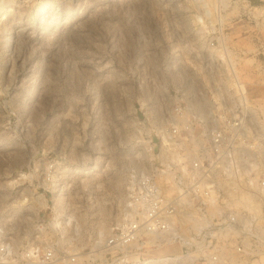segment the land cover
<instances>
[{"label": "rangeland", "instance_id": "1", "mask_svg": "<svg viewBox=\"0 0 264 264\" xmlns=\"http://www.w3.org/2000/svg\"><path fill=\"white\" fill-rule=\"evenodd\" d=\"M223 56L264 146V0H0V223L13 243L59 247V198L62 217L102 199L116 214L134 176L162 161L161 125L177 100L240 96ZM260 205L238 264H264ZM71 235L55 264H108L89 235ZM171 243L150 259L181 254Z\"/></svg>", "mask_w": 264, "mask_h": 264}, {"label": "built area", "instance_id": "2", "mask_svg": "<svg viewBox=\"0 0 264 264\" xmlns=\"http://www.w3.org/2000/svg\"><path fill=\"white\" fill-rule=\"evenodd\" d=\"M205 97L213 106L207 103L201 110L193 98L181 97L165 115L160 134L169 142H186L178 147L180 158L169 163L162 160L134 176L123 205L128 213L97 243L94 256L102 255L108 264L110 260L111 264H148L149 251L157 249L159 242L169 245L172 240L181 246V254L195 252L187 264L245 261L242 255L252 247L249 240L258 224L252 213L234 209L225 196L227 183L248 181L251 190H264V156L260 154L264 146L253 138L258 132L257 116L239 96L230 99L220 94L218 101L214 94ZM209 205L218 207V212L212 213ZM185 216L194 217L200 226L186 230ZM37 229L40 233V226ZM227 229L231 231L228 238ZM14 237L0 223V264L58 262V253L40 238L16 249ZM227 243L239 257L220 252Z\"/></svg>", "mask_w": 264, "mask_h": 264}, {"label": "bare ground", "instance_id": "3", "mask_svg": "<svg viewBox=\"0 0 264 264\" xmlns=\"http://www.w3.org/2000/svg\"><path fill=\"white\" fill-rule=\"evenodd\" d=\"M223 57L225 59L226 64L232 70V73H233L232 75L235 76V82L232 83V85H235L237 87L236 92L240 94L239 99L246 100V102L249 105L248 98L245 95V92L241 85L242 83L239 82L238 76L237 74H235L236 70L234 68V63L232 62V59H230L231 57L230 58L229 57L226 58L225 56ZM214 97L218 101V98H219L218 94L215 93ZM234 97H237V95L234 94ZM205 101H206L205 104L202 102V106L197 104L198 108L200 107L201 110L202 109L204 110L207 103H209L207 102V99ZM209 104L210 106H213V104L211 103ZM192 140H194L193 137H192ZM180 145L186 146V142L184 141L169 142L167 137L163 135V146L164 147H163L162 153L160 152L161 153L160 157L162 158V160L168 163L170 161L178 160L180 158L179 149H178ZM262 148L260 149V154L264 156V149ZM189 151L192 152L193 150L189 148ZM249 155L252 156L253 154H249ZM254 166H257L256 162H254ZM138 167L140 168V166ZM144 172H146V170L143 169L141 173H144ZM237 183L238 182L226 184L228 186L226 187L228 196H225V199L228 200V204L234 209H245L248 212L252 213V215H260V213L262 212L260 204H261V201L264 202V190H259V191L251 190L248 187V185L250 186V184H248V181L244 182L243 184H237ZM64 202L65 201L63 200V198H59L57 200L56 216L53 221V225L55 227H58V230L60 231V238H57L58 241H56V244L59 247L55 248L54 247L55 243H48L53 248L56 254H57V248L64 247L68 243L72 242L73 240L72 238L73 235H71L72 233H74V235L76 236L75 240L76 241L78 240L77 243L82 242L84 239V236L86 235L85 230H91L90 235L88 232L86 236L89 235L88 240L91 242L94 248L95 246L98 245L97 243L99 241L105 240L106 238L105 236L111 233L112 224L114 222L118 223L121 220L122 216H124L125 213H128V210L124 209L125 207L123 205H120V207L118 208V212L114 214L112 206H110V203H108L106 199H102V200H99L97 203L91 202L90 206L87 209H83L81 206L75 205L74 208H71V211L67 214V216L62 217L60 213L64 209ZM211 207L212 205L208 206V208H211ZM211 212L217 213L218 207L216 206L212 207ZM22 221L24 222V218L17 219L16 221L12 223V225L13 226L15 225L14 228L16 227L19 228V226L23 225ZM182 223L185 224L187 230L190 228L199 227L201 224L199 221L195 220L194 217L192 216H185V218H183L182 220ZM230 229H227V231L231 232L229 231ZM233 230H237V228H233ZM171 242L172 240L169 243ZM16 243L17 242L13 243V246L15 248L18 247L17 246L18 243L17 244ZM159 243H160L159 246L163 245V242H159ZM192 255H193L192 252L188 251V253L186 254H177L172 257L167 256V257L152 258L151 260L147 261V263L149 262L148 264H187V262L190 259H192Z\"/></svg>", "mask_w": 264, "mask_h": 264}]
</instances>
